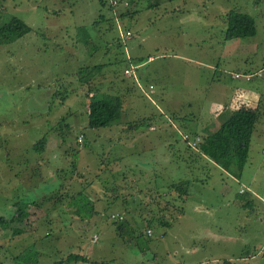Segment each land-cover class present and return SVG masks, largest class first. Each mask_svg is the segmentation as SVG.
Returning a JSON list of instances; mask_svg holds the SVG:
<instances>
[{
  "label": "rangeland",
  "instance_id": "1",
  "mask_svg": "<svg viewBox=\"0 0 264 264\" xmlns=\"http://www.w3.org/2000/svg\"><path fill=\"white\" fill-rule=\"evenodd\" d=\"M110 1L0 0V24L14 15L31 26L14 40L0 38V215L22 205L18 198L44 200L24 203L23 232L0 223L2 264H53L70 252L85 254L82 264H264V0H131L133 15L124 18L116 11L125 4L118 0L113 10ZM231 8L254 18L253 36L225 38L223 14ZM118 24L131 29L129 38ZM84 35L92 44L79 40ZM131 63L139 64L137 80L124 73ZM85 64L96 66L81 75ZM254 71L260 75L244 76ZM138 82L146 91L152 85L151 98ZM90 91L114 101L121 117L88 126ZM241 105L260 116L236 177L199 157L177 129L219 122ZM149 116L154 121L141 127ZM117 173L138 183L132 195L129 185L119 188L128 209L110 189ZM71 175L68 190L84 188L95 202L88 220L52 203L56 180ZM180 178L192 180L184 202L166 188ZM152 190L175 196L170 201L183 212L164 199L163 213L149 211ZM112 213L125 214L134 234H119ZM152 214L170 223L149 227Z\"/></svg>",
  "mask_w": 264,
  "mask_h": 264
},
{
  "label": "trees",
  "instance_id": "2",
  "mask_svg": "<svg viewBox=\"0 0 264 264\" xmlns=\"http://www.w3.org/2000/svg\"><path fill=\"white\" fill-rule=\"evenodd\" d=\"M102 5H104L107 0H99ZM118 1V0H115ZM122 1L125 4V11H119L116 12L118 17L124 18L125 16H132L133 11H130L127 9L129 4L132 2L131 0H119ZM116 3V4H115ZM112 2V0L109 2L108 7L110 9L116 10L114 7H116L117 2ZM156 1L151 2L150 5L155 4ZM224 21H225V30H224V36L226 39H233V38H245L249 36H253L256 33V25L254 18L247 12L240 11L238 9H229L224 14ZM99 20H102L105 18V15L100 12L98 13ZM94 22H98L97 20H94ZM84 27V26H83ZM124 27V26H123ZM85 28V27H84ZM125 29H129L128 27H124ZM31 30V26L28 25L23 19H21L18 16H11L5 23L0 24V38L11 41L14 40L28 31ZM132 32V31H131ZM84 42V44L88 45L89 43L92 44L91 38H85V35L82 37V39H79ZM150 56V55H149ZM148 56V57H149ZM131 56L128 57V59L131 60ZM96 64H85L80 65L78 67V73L79 74H86L90 70L94 69ZM254 72H249L251 75L260 74ZM251 78V77H250ZM56 90H52L49 92V94H55ZM87 124L90 127H99V126H106L111 124L113 121L118 120L121 117V109L119 106L112 101L109 97L97 96L94 92L90 91L88 93V102H87ZM170 115L174 118L176 117L175 114ZM259 111L258 108H252L249 106L241 105L238 107L232 108L231 112L222 119L221 121L217 122L215 120L210 121L208 123H205L204 125L200 127H196L194 130H192L191 134L194 135H200L201 139L198 142L196 148H191L187 145L186 146L195 149L197 153H199V157H204L209 161H212L216 163L217 165L224 168L226 171H228L230 174L239 177L243 171V168L247 162L248 159V153L250 144L252 141V135L256 128L257 121L259 119ZM155 117L149 116L145 117L143 119H140L141 127L142 126H150V122L152 123L154 121ZM177 118V117H176ZM181 120H186L187 118L185 116L180 118ZM136 125H134V122L128 123V129H134ZM155 128V126H154ZM183 131L189 132L187 129H182ZM141 133H144V130L141 128ZM140 133V132H139ZM179 134V133H178ZM180 135V134H179ZM46 140V135H43L36 143L32 144L33 148L36 150V148L40 145L41 147L44 146ZM111 140V138H110ZM72 154H75V151H71ZM74 171L72 172L75 174L78 173V176L80 177L81 173L77 171V166L74 164ZM135 171V169H133ZM76 173V175H77ZM135 173V172H134ZM72 174V175H73ZM70 176V180L66 183L65 176L62 177V179L56 180V186L54 187L55 191L50 196L52 199V203L57 201L64 205V207L69 211L71 214H74L78 216V218L82 220H88L90 219L94 214L98 212L95 202L92 199V195L86 194L83 190L84 188H79L76 191H69L68 186L72 185L70 181L74 178L73 176ZM134 175V174H133ZM114 178H117L119 180L118 183H114V185L110 188L114 192V200L120 198L121 199V207L123 209H128V204L130 203L125 193H122L119 189L120 187H123L122 183H124V186L128 188L129 182L127 181L126 175L120 176L118 173ZM190 179L186 178H180L177 181H170L166 188L168 190V194L170 191H175L177 193V198H179V202H184L185 197L189 193V187H190ZM73 183V180H72ZM138 183H132L129 185L130 191H128V195H132V188H135ZM85 186V185H84ZM53 187V185L51 186ZM246 190H242L240 192L244 193ZM63 193H66L65 195L66 199L63 198ZM149 196L151 198V201L148 202L151 210L161 211L162 213L165 211L166 206L161 205V199H164L165 202L170 203L171 205H175L174 202H171L170 199L176 200L175 196L169 197L166 196L159 198L161 196L160 193H155L153 190L149 191ZM143 198V197H142ZM23 199V198H22ZM20 199L16 200L14 203L17 206L18 202H21L22 205L19 207H16V209L13 211V213L7 218L3 215H0V223L3 226H7L11 228V233H21L24 231V227L22 225L23 219L26 216V205L25 204H34L35 206H41L43 204L44 200H26V199ZM23 202V203H22ZM251 199H245L244 205H250ZM25 203V204H24ZM156 205V209H154L151 205ZM154 205V206H155ZM178 209V212H183L182 204L175 205ZM125 214H121V218L114 220L116 224V229L118 230V233L121 235L132 233L134 234V227L130 224L132 222L129 220L128 217L124 216ZM158 222L160 224H169L167 220L163 219V215H151V217L147 220L146 225L147 226H153V223ZM146 228L148 229V227ZM126 227V228H125ZM150 229V228H149ZM148 233V232H147ZM150 233L151 230H150ZM149 233V234H150ZM136 237V236H135ZM87 260V256L85 254L79 253V252H70L67 254V256L63 259L58 260L57 262L53 264H76L80 262L82 264V261L85 262ZM0 264H2L0 260Z\"/></svg>",
  "mask_w": 264,
  "mask_h": 264
},
{
  "label": "built area",
  "instance_id": "3",
  "mask_svg": "<svg viewBox=\"0 0 264 264\" xmlns=\"http://www.w3.org/2000/svg\"><path fill=\"white\" fill-rule=\"evenodd\" d=\"M112 2H116L115 0H112ZM118 31H119V34L121 36L122 39H126V38H129L132 34V32L129 30V29H123L120 24H118ZM129 57V56H128ZM152 58V56H149L148 59ZM139 64L138 63H131L129 66H126L124 68V73L126 75H131L133 76L134 78H136L137 80V68H138ZM242 74L239 73V72H235L233 74V76L235 77H240ZM244 76L248 79H250L251 77V74H244ZM138 85L142 88V90L144 91L145 95H147L149 98H151L150 94L149 93H153L154 92V89L152 87V85H149V89L148 91H146V89L143 88V86L138 82ZM178 130V133L180 134L181 138L187 143L188 146H190L191 148H196L198 142L200 141L201 137L200 135H194V134H191V132H186V131H183V130ZM111 217H119L121 218V214H118V213H112L111 214ZM147 232L148 234L150 233V229L148 228L147 229ZM98 238V234L97 233H93L92 235V240H97ZM76 264H81L80 262L76 263Z\"/></svg>",
  "mask_w": 264,
  "mask_h": 264
},
{
  "label": "crops",
  "instance_id": "4",
  "mask_svg": "<svg viewBox=\"0 0 264 264\" xmlns=\"http://www.w3.org/2000/svg\"><path fill=\"white\" fill-rule=\"evenodd\" d=\"M240 46H243V42H242V43H240ZM246 72H247V71H246ZM257 75H260V74H257ZM251 78H252V77H251ZM251 78H250V79H251ZM250 79H249V80H250Z\"/></svg>",
  "mask_w": 264,
  "mask_h": 264
}]
</instances>
